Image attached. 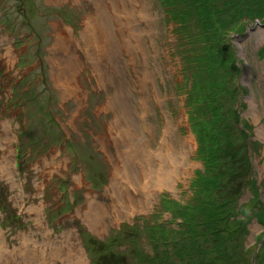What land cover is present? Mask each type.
<instances>
[{"label": "rangeland", "instance_id": "374dc122", "mask_svg": "<svg viewBox=\"0 0 264 264\" xmlns=\"http://www.w3.org/2000/svg\"><path fill=\"white\" fill-rule=\"evenodd\" d=\"M143 1L150 18L141 17L137 7L134 13L143 37L142 69L151 71L150 84L156 89L157 101L150 107L149 119L159 126L170 121L174 135L190 138L192 147L185 155L188 164L184 173L174 178L172 185L158 189L151 205L126 210L117 219L111 217L94 228L84 213L85 202L102 194L108 186L110 165L98 140L105 136L114 114L111 109L100 108L104 102L107 104L108 91L91 87L95 78L89 64L79 76L82 89L71 77L61 82L59 69L65 57L54 47L60 37L80 39L87 18L85 9L92 5L87 0H0L1 242L12 249L36 238V245L43 252L39 264H90L80 226L105 241L114 229L133 224L128 232L151 250L146 242L148 226L156 220L166 222L172 218L163 204L168 200L162 199L161 193L166 192V199L172 201L187 200L193 194L194 179L205 169L187 114L194 116L196 106H203L206 121L195 117L193 126L198 132L202 130L211 146L216 147L211 154V164L215 166L211 177L219 182L215 203L226 196L231 198L242 179L248 178L237 193L236 205H231L236 206L232 215L208 225L233 223L232 226L241 227L230 236L225 232L208 233L202 238L204 247L221 243L236 251L218 257L231 261L228 264H245L241 249L250 246L249 264H264V56L260 55L264 18L258 17L257 11L264 0H212L219 28L229 36L232 57L227 66L222 64L228 77V83L221 84L227 87L223 89L225 93L214 95L210 104L203 94L220 78L205 75V67L200 66L202 60L188 63L185 70L165 0ZM243 4L249 9L240 13ZM181 9L194 25L191 0H181ZM236 11L241 15L233 16ZM189 28L184 30L190 32ZM8 46L14 51L13 58L7 57ZM123 56L128 62L127 54ZM217 60L220 63L224 59L217 56ZM103 63L106 65L107 57ZM151 85L145 86L146 100L152 97ZM65 87L68 90L63 92ZM133 94L139 98L137 92ZM190 103L195 106H191V111ZM226 123L231 129L229 138L218 131L219 124ZM240 128H244V133ZM5 155L10 159L6 165L2 163ZM253 180L258 187L251 184ZM31 206L37 207V214ZM235 217L242 219L240 225L233 222ZM141 218L150 221L144 224ZM208 227L203 225V231H208ZM222 238L225 242H221ZM126 246L115 243L114 247L118 251ZM129 251L130 264L138 253L133 248ZM114 253L112 249L111 254ZM11 259L12 264H23L20 256Z\"/></svg>", "mask_w": 264, "mask_h": 264}, {"label": "bare ground", "instance_id": "6f19581e", "mask_svg": "<svg viewBox=\"0 0 264 264\" xmlns=\"http://www.w3.org/2000/svg\"><path fill=\"white\" fill-rule=\"evenodd\" d=\"M87 1L92 7L85 9L87 18L80 39L60 37L54 47L65 57L59 69L61 82L71 77L78 89H82L79 76L89 64L95 78L91 87L108 91L107 104L104 102L100 108L111 109L114 114L105 136L98 140L110 165L108 186L102 194H95L85 202L84 213L90 224L98 228L99 223L105 224L111 217L117 219L126 210H140L151 205L158 189L172 185L174 178L184 173L188 164L185 155L190 152L192 141L176 137L170 121L159 126L149 119L150 107L157 101L156 89L150 84L151 71L142 69L143 37L134 13L137 7L141 17L150 18L144 1ZM68 41L74 44L68 46ZM7 51V57L13 58L10 46ZM147 85H151L152 95L148 100L143 98ZM67 90L66 87L62 89L63 92ZM134 92L138 93V99ZM2 163L6 165L10 159L5 155ZM31 207L37 214V207ZM36 242V238H30L31 244L23 243L11 249L0 239V264H12L11 258L15 256H20L23 264H39L43 252ZM85 253L89 257L86 247Z\"/></svg>", "mask_w": 264, "mask_h": 264}, {"label": "trees", "instance_id": "16d2710c", "mask_svg": "<svg viewBox=\"0 0 264 264\" xmlns=\"http://www.w3.org/2000/svg\"><path fill=\"white\" fill-rule=\"evenodd\" d=\"M186 1V0H183ZM193 11L195 14L194 18L196 23L194 25L188 22L183 10L181 9V0H165L164 6L170 14V22L174 24L173 30L178 35L177 42L180 46H177L178 51H181V57L184 65V69L187 70V64L193 62H199L202 60L200 66L205 67V75L209 77L212 76L220 78V82L208 87L203 98L205 97L206 103L210 104V98L214 95H221L225 93L223 89L227 87H221V84L228 83V77H225V66L228 65L230 57H232V48L228 46L229 36L225 35L226 30L220 29L218 14L212 5V0H191ZM250 3H256L250 0ZM241 6V5H239ZM249 9L248 6L244 4L241 6L240 13ZM260 16L264 18V3L257 8ZM238 11H236L233 16H240ZM252 15H254L252 13ZM178 24V25H177ZM195 26V28H193ZM190 27V32L186 29ZM224 33V34H223ZM260 55L264 56V44L262 45V50ZM217 56L223 57L220 63L217 60ZM190 67V65H189ZM199 71V70H198ZM203 74V73H202ZM211 79V78H210ZM188 106V105H187ZM191 106L195 108L194 103H190L189 110L191 111ZM194 116L190 113L188 114V121L190 123L193 134H195L198 142V152L199 155L205 162V169L201 171L198 178L194 179L192 184L193 194L187 200L176 201L169 200L166 192H162L160 197L162 199L168 200L165 204V209L171 212V220L166 222L161 220H156L154 224L148 226L147 237L151 247V250L146 249L144 245L139 242V237L128 232L129 228L134 226L129 224H124L119 229H114L112 233L107 237L105 241L96 239L88 231L79 227L81 239L84 241V245L87 248V252L90 259V264H129L130 258H128L129 250H133L138 253L134 257V262L130 264H228L231 261L221 259L218 255H231L235 252L232 248H229L220 243L212 245L211 248L204 247L203 237L207 236L208 233L211 235H218L221 232H225L229 236L233 232L237 231L238 226L222 224L209 226V223H217L222 221L229 215H232V210L236 206L238 199L237 193H240L243 189V183H248V178L242 179L239 187L231 198L228 196L224 197L220 202L215 203V190L219 185L216 178H212L211 174L214 172L215 166L212 165L211 154L216 147L211 146L210 140L206 139L204 132L194 130V120L193 118L199 117L202 121H206L203 118L204 107L196 106L194 110ZM216 114V113H215ZM235 117L234 110L232 111ZM223 118L221 117V120ZM231 124V122H229ZM228 123L224 125L219 124V132L224 137H231L230 125L226 127ZM244 128H240V132L244 133ZM209 141V142H208ZM249 144L246 142L244 144V150L248 152ZM249 156V155H248ZM247 160H249L247 158ZM202 175V180L200 175ZM255 180L252 181V185L258 187L255 184ZM251 187V186H250ZM203 193L206 194L208 199L203 197ZM232 204H235L231 206ZM12 216V214H11ZM10 216V217H11ZM258 217V213L256 214ZM12 218V217H11ZM18 218V217H17ZM259 218V217H258ZM240 217H235L233 222L240 225ZM144 224H147L150 220L148 218H141ZM168 223H172L174 227L170 228ZM139 223H136V225ZM203 225H207L208 231H203ZM211 228V229H209ZM240 231V230H239ZM210 236V235H209ZM221 242H225L222 238ZM115 243L118 245L128 244L126 247H121L118 251L115 250ZM142 244V246H140ZM241 258L245 264H249L250 256V246H242ZM107 248H111L108 252ZM112 249L116 252L112 253ZM233 256V254H232Z\"/></svg>", "mask_w": 264, "mask_h": 264}]
</instances>
